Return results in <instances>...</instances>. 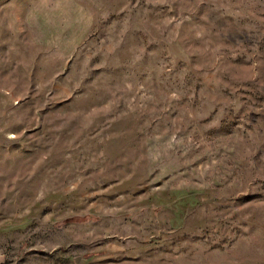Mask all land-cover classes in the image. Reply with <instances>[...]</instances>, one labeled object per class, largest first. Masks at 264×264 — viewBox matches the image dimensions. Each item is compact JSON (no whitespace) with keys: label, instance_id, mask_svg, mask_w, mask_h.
<instances>
[{"label":"rangeland","instance_id":"rangeland-1","mask_svg":"<svg viewBox=\"0 0 264 264\" xmlns=\"http://www.w3.org/2000/svg\"><path fill=\"white\" fill-rule=\"evenodd\" d=\"M0 264H264V0H0Z\"/></svg>","mask_w":264,"mask_h":264}]
</instances>
